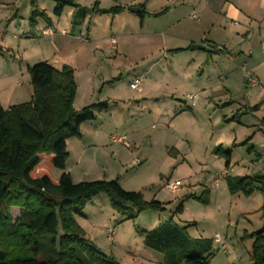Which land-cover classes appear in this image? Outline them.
<instances>
[{"label": "rangeland", "instance_id": "obj_1", "mask_svg": "<svg viewBox=\"0 0 264 264\" xmlns=\"http://www.w3.org/2000/svg\"><path fill=\"white\" fill-rule=\"evenodd\" d=\"M183 1L189 5L197 2ZM71 3L76 4L75 0ZM115 4L119 3L87 0L84 6L81 5L88 10L85 14L78 10L73 16L66 13L58 19L52 13L55 22L50 25L58 33L67 30L66 37L63 35L62 38L69 42L67 47L54 55L56 50L48 46L47 38L30 23L32 6L29 0H0V41L2 36L8 41L4 44L0 42V58L6 65L13 66V59L15 65L21 63V50L25 53L24 62L30 64L33 61H48L58 68L72 66L78 85L74 101L77 111L107 100L118 103L112 111L98 115L99 119L88 121L87 126L103 124L107 130H112L113 135L124 134L126 130L127 142L113 143L108 136L101 141L95 140L96 147L85 146L82 150L76 137L70 139L66 165L74 182L117 179L124 189L141 191L146 200L153 199L151 190H159V197L165 201L172 200L174 195L162 187V179L178 178L183 182L180 189H184V193L173 206L164 210L148 209L135 217L119 212L113 207L110 197L101 193L86 204L81 215H76L78 224L93 245L108 260L117 264H158L159 261L148 252L163 256V264L164 255L144 244V235L139 229L151 230L165 222L186 227L193 239H213L218 232L226 252L215 242L216 251L210 264H252L253 239L250 235L263 225L264 193L255 190L247 196L241 190L232 191L226 179L222 181L225 188L222 186L218 190L214 187V179L226 168L223 152L231 156L229 167L233 168V178L251 175L254 169L252 159L256 153L250 147L252 144L256 150L259 147L258 138L252 141L253 131L259 132L253 106L257 103L262 84L249 86L246 79L243 80L241 64L235 67L225 57L221 59L223 62L211 64L209 68L191 67L186 74H181L183 70L177 65L175 57L162 58V53L148 54L139 39L121 36L126 26L114 18L113 13L98 14L97 8L109 9ZM52 6L51 0H42L39 8L43 11ZM70 6L76 10L75 6ZM76 16L78 18L74 20ZM190 22L196 24L195 20ZM26 29L38 36H23L22 32ZM81 33L82 39L81 36L76 38ZM87 34L89 40L84 39ZM109 37L117 39V48L109 46ZM224 62L229 79L225 88L214 87L217 104L203 106L196 115H177L181 108H187V92L198 93V101L203 103L205 91L212 87L208 76ZM182 76L187 81L180 83ZM212 76L214 78V74ZM135 77H143L142 85L148 89L144 95H150L148 98H140V93L130 88V82ZM209 91L212 93L211 89ZM241 109H248V112L241 114ZM185 111L191 112V108ZM263 115L264 108L259 114L260 119ZM137 129H140L137 136L139 144L129 146L132 138L136 139V134L132 136V133ZM86 141L90 142V139ZM190 143L198 146L199 154L192 159V167L182 165L177 168L174 148L180 145L187 149ZM217 149L221 152L220 157L212 155ZM61 172L56 168L53 174L56 177ZM195 172L196 175L188 177ZM189 191H192L191 194L186 195ZM196 197L206 198L208 202ZM180 204L182 209L178 211ZM11 214L13 222H16L21 216V208L11 207ZM109 228H115V241L108 237Z\"/></svg>", "mask_w": 264, "mask_h": 264}, {"label": "trees", "instance_id": "obj_2", "mask_svg": "<svg viewBox=\"0 0 264 264\" xmlns=\"http://www.w3.org/2000/svg\"><path fill=\"white\" fill-rule=\"evenodd\" d=\"M30 1L34 7L31 25L35 26L39 17L50 22L47 14L37 8L38 0ZM56 2V16L62 15L66 5L75 6L74 14L88 11L72 4V0ZM121 9L114 6L97 11L116 13ZM27 71L31 99L9 108L0 102V264H117L86 237L76 215H81L86 204L101 193H106L113 207L129 217L148 209L164 210L166 204L146 200L141 191L124 189L117 179L74 182L71 173L65 171L67 139L80 137L82 124L108 111L114 101L94 103L77 111L74 101L78 85L72 66L58 68L39 61L28 65ZM259 107L257 104L253 109ZM215 153L221 156L219 149ZM222 156L227 169L230 154L223 152ZM56 168L63 170L58 178L53 174ZM225 178L232 191L241 190L247 196L255 190L264 193V174ZM13 206L21 208L16 222L11 214ZM181 209L182 204L178 211ZM139 232L147 247L164 255L163 264H210L216 251L214 239H193L186 227L173 222ZM250 237L252 264H264V222Z\"/></svg>", "mask_w": 264, "mask_h": 264}, {"label": "crops", "instance_id": "obj_3", "mask_svg": "<svg viewBox=\"0 0 264 264\" xmlns=\"http://www.w3.org/2000/svg\"><path fill=\"white\" fill-rule=\"evenodd\" d=\"M41 1L42 0L37 1V8L39 10ZM112 1L119 3L115 4V6L123 7V9H121L120 11L113 13L114 18L123 22L126 26V29L121 36L131 39H139L141 44L146 48L148 54L162 53V58L169 56L175 57L178 61L177 65L181 67V70H183L182 72H180L181 74H183V72H185L186 74L187 69H190L191 67L199 69H203V67L209 68L211 64L223 62L221 61V59L222 57H225L231 60L229 63H232L233 66L236 67L238 63H240L242 70L244 67H246L248 73H253L259 78L260 84H262V88L260 90L258 100L256 101L257 103L254 105H260V107L255 110L257 117L256 126H258L257 129L259 130V132H257V130L253 131L252 139V141H254L255 138H258L257 140L259 147L257 150L253 144L250 147V150L254 151L257 156L252 159L254 169L251 172V175L264 174V162L260 153V146L264 142V115L263 119H260L261 117L259 116V114H261L264 108V0H197L195 4L191 5L186 4L183 0ZM29 2L31 4L30 0ZM51 2L53 3V6L50 7V9H43V11L47 14L48 18L50 19V22L39 17L36 19L35 27L36 30L39 29V31H41L40 33L42 34V36L47 38L46 43H48L49 47L52 46L50 48L56 50L53 51V54L57 55L63 48L69 45V42L67 39L62 38L63 35H65L64 37H66L67 30L63 29L61 32L58 33L57 30H55V28L50 25L51 23L55 22L53 21L51 15L52 13L54 14V9L57 6L56 0H51ZM75 2L80 6H84L87 0H75ZM141 3H144V6L141 9V11H144L142 15H140L141 11L133 12L129 10V7L139 6ZM33 9L34 7L32 6L31 14ZM196 10H198L199 12H196ZM160 12L163 13L159 14ZM66 13L72 14L73 16L75 13V9L72 8L70 5L65 6L62 15L57 16L58 19H60ZM100 13L101 12L98 11V14ZM193 14H197L199 16V19H194L192 17ZM15 16H17V14ZM54 16L56 15L54 14ZM190 20H195L196 24L194 22H190ZM11 24L12 21L9 23V25L11 26ZM48 27H51L55 30V33L53 35H45L42 33V29ZM88 28L90 30V27ZM63 31H65V33H63ZM22 34L23 36L28 38L38 36L34 34L33 31L30 29H26L22 32ZM88 35L89 34H87L84 39L89 40ZM80 36L81 38L83 37L82 33L76 38ZM2 38L0 41L1 43H8L5 37L2 36ZM111 38L112 37L107 38L109 46L112 48H117V39L115 38L116 43H113L111 41ZM193 44L202 45L203 48L198 50H192L191 46ZM4 46L7 47L6 45ZM19 53L22 54L23 60L21 61V63L15 65V60L13 59V66L6 65L4 59L0 58V102L5 108H9L12 105L27 102L31 99V81L27 71V67L28 65L34 64V61L31 64L26 61L24 62L25 56L23 54L25 53H23V51L21 50L19 51ZM148 57L149 56H146V58ZM226 69L227 65L224 62L222 63V65L218 67L216 66L215 70L212 71L210 76H208V81H210L209 84L212 87H208V90L205 91L206 95H203L204 100L202 104H200L198 101L194 107H190V103L186 100L187 103H185V106H187V108H191V112L185 111L187 108L182 109L180 107L181 110H179L176 114L178 115L180 113H190L192 115H196L201 111L203 106H211L213 104H217L215 101L216 97L213 94V91L215 90L216 85L219 88H225V84L229 79L227 73L225 72ZM213 74L214 78L212 76ZM217 74L218 76H216ZM246 75L247 73L244 72L243 80L246 79ZM202 76H204V73H202ZM179 81L180 83L186 82L187 79L182 76ZM209 89L212 90V93L209 91ZM147 90V88L143 87V92L139 94V97H144L145 99L148 98L150 95H144ZM188 93L190 92H187L186 94ZM115 101L111 104V107L108 111H112L113 107H118V103L117 101ZM108 111L101 112L98 115L100 116L102 115V113ZM245 112H248V109L240 110L241 114ZM87 125V122L83 123L81 126V136H75L80 142V149L82 148V150H85L83 149V147L85 146L90 147L93 145L94 147H96L97 143H94L95 140L101 141L105 138H108L109 136L110 140L112 141V137L116 136L111 133V129L107 130L105 125L103 124H98L96 126ZM125 131L126 130H124V134L121 135L128 136ZM139 133L140 129H137L135 132L133 131L132 136L136 134V139L132 138V143H130L129 146L131 145L136 147V145L139 144V139H137ZM72 138L73 137L67 139L68 148L70 139ZM87 139H90L91 143L87 142ZM89 143L90 145H88ZM197 147V145H195L194 147V144L190 143L189 146H187V149H184L180 145L174 148L176 150L174 155L177 158V168L182 165H188L192 167V159L195 158L197 154H199L197 152ZM212 155L220 157L219 155L215 154V152ZM195 160L196 159H194V161ZM230 162L232 164V161ZM224 170L225 168L220 173H217V176L214 179V187H216L217 189H221V187L223 186L222 181L226 179L223 176ZM65 171L70 172L67 168V165ZM196 174V172L192 175L189 174L188 177H192ZM60 175L56 177L58 178L60 177ZM166 178H161L163 182L162 187L164 189V180ZM166 180H168V178ZM175 180L180 179L176 178ZM181 186H183V182ZM181 186H179L176 192H170L174 196L173 199L169 201H165L164 199H161L159 197V190H151L154 194H151V192L150 194L153 196V199L165 203L166 208L171 207L174 203H176L178 198H180L181 194L184 193V189H180ZM223 187L225 188V186ZM209 191H211V189H209ZM191 192L192 191H189V193H187L186 195L191 194ZM215 234L219 233L216 232ZM213 236L215 237V235ZM148 254L151 255L153 258L157 259L159 261L158 264H161V262L163 261V256L158 257L153 252H148Z\"/></svg>", "mask_w": 264, "mask_h": 264}, {"label": "built area", "instance_id": "obj_4", "mask_svg": "<svg viewBox=\"0 0 264 264\" xmlns=\"http://www.w3.org/2000/svg\"><path fill=\"white\" fill-rule=\"evenodd\" d=\"M192 17L194 19H197V20L199 19V16L197 14H193ZM42 33L45 35H53L55 33V30L53 28L48 27V28L42 29ZM63 33H65V31H63ZM111 41L113 43H116V39L114 37L111 38ZM243 71L245 73H247L246 81H247V84L249 86L254 87V86H257L260 84L259 78L256 75H254L253 73H248L246 67L243 68ZM142 83H143L142 77H135L130 82V88L132 90L138 92V93H142L143 92ZM199 97L200 96L198 93H188L186 95V98H187L188 102L190 103L191 107H194L197 104ZM112 141L117 142V143H125V142H127V136L126 135H119V136L116 135V136L112 137ZM260 153H261V157H262L263 162H264V142L260 146ZM232 172H233V168L229 167V168L224 170L223 176L224 177L231 176ZM181 185H182V182L180 180L168 179L165 181L164 187L167 191L174 193L178 190L179 186H181ZM108 237L111 241H115V228H109ZM214 242L218 243L219 248L223 249V251L226 252L225 243L223 242V240L219 234H215Z\"/></svg>", "mask_w": 264, "mask_h": 264}, {"label": "water", "instance_id": "obj_5", "mask_svg": "<svg viewBox=\"0 0 264 264\" xmlns=\"http://www.w3.org/2000/svg\"><path fill=\"white\" fill-rule=\"evenodd\" d=\"M61 2H65V0H60ZM144 6V3H141L139 6L136 7H129V10L133 11V12H139L141 11L142 7ZM203 46L199 45V44H193L191 46L192 50H198V49H202Z\"/></svg>", "mask_w": 264, "mask_h": 264}]
</instances>
